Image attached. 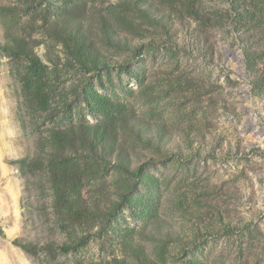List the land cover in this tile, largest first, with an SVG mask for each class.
Listing matches in <instances>:
<instances>
[{"label": "rangeland", "instance_id": "obj_1", "mask_svg": "<svg viewBox=\"0 0 264 264\" xmlns=\"http://www.w3.org/2000/svg\"><path fill=\"white\" fill-rule=\"evenodd\" d=\"M117 1L35 0L28 10L0 0V11L15 7L12 20L0 14V264H264V94L252 91L230 0ZM63 10L106 65L86 71L48 36ZM103 17L127 44L100 43ZM6 31L46 65L38 92L22 81L26 61L4 49ZM123 117L182 154L129 143L128 175L70 154L87 202L116 208L108 224L73 225L55 206L47 153L69 126L118 128Z\"/></svg>", "mask_w": 264, "mask_h": 264}, {"label": "trees", "instance_id": "obj_2", "mask_svg": "<svg viewBox=\"0 0 264 264\" xmlns=\"http://www.w3.org/2000/svg\"><path fill=\"white\" fill-rule=\"evenodd\" d=\"M35 0H18V3L26 5L28 10L34 6ZM134 0H118L117 7L130 5ZM14 6L6 5L0 14L10 20L13 19ZM134 9H136L134 7ZM230 17L233 18L232 24L239 32L244 55L246 71L250 76V85L254 95L264 94V0H230ZM64 10L52 18L47 29L48 36L60 44L67 55L76 61L86 71H93L106 65L107 61L103 56L95 52L93 42L88 39L75 26L78 19L73 16H67L64 21ZM138 14L140 11L137 9ZM142 13V12H141ZM7 22V21H6ZM7 24V23H6ZM7 26V25H6ZM75 26V27H74ZM124 32L114 29L111 21L106 17L101 19L99 28V41L102 45L121 46L127 44ZM7 43L4 49L17 58H23L26 61L25 71L21 78L24 83L34 81L35 84L28 85V88L36 85L37 92L40 86L44 84L41 79L45 75L46 65L40 61L34 52L32 44L25 41L24 38L16 35L9 37V31H6ZM126 117L120 120V125L105 124L106 122H96L90 124L85 121L82 124L69 126L61 131L56 140H54L51 151L47 153L48 159L45 164L50 178L51 189L55 198V206L59 208V213L66 216V220L73 225L87 223L108 224L116 208H112L106 214L104 208L97 205H90L82 192L78 188L80 182L79 165L72 163L70 154H75L81 159L90 158L100 163L103 167L117 171L123 175H128L133 171L134 162L132 155L135 153L127 149L129 143H137L154 153L168 152L171 156L182 154L180 148L165 149L164 135L158 130H146L137 125L135 121H127ZM124 130L120 134V130ZM147 161L154 160L152 155L144 156ZM29 159H23L24 164L38 166V160L28 162ZM36 162L37 165H34ZM41 162V161H40ZM81 166V165H80ZM139 171L141 169H138ZM137 170V171H138ZM136 171V172H137ZM138 171V172H139ZM92 206V207H91ZM96 207V208H95ZM14 242L29 252L30 244L14 240ZM72 247L64 245L61 250L68 252ZM144 254L143 248L139 246L135 249V254ZM99 264V263H95ZM123 264H125L123 262Z\"/></svg>", "mask_w": 264, "mask_h": 264}]
</instances>
